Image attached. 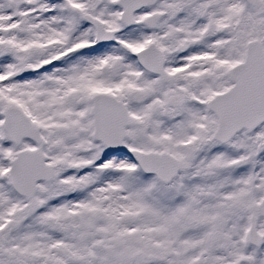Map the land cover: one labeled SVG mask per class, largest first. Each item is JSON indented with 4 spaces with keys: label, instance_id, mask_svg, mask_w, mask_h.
<instances>
[{
    "label": "snow or ice",
    "instance_id": "6c2138e0",
    "mask_svg": "<svg viewBox=\"0 0 264 264\" xmlns=\"http://www.w3.org/2000/svg\"><path fill=\"white\" fill-rule=\"evenodd\" d=\"M0 264H264V0H0Z\"/></svg>",
    "mask_w": 264,
    "mask_h": 264
}]
</instances>
